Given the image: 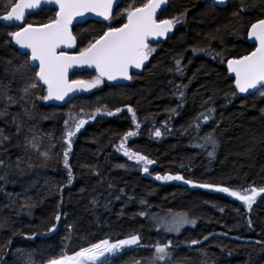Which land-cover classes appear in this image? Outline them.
I'll return each instance as SVG.
<instances>
[{
  "label": "trees",
  "instance_id": "obj_1",
  "mask_svg": "<svg viewBox=\"0 0 264 264\" xmlns=\"http://www.w3.org/2000/svg\"><path fill=\"white\" fill-rule=\"evenodd\" d=\"M7 2L0 0V15ZM144 2L135 0V5ZM132 3L123 0L109 23L75 27V53L108 27L122 26L126 16L119 13ZM55 14L44 8L24 24L38 27ZM174 17L180 22L173 35L151 47L155 51L146 69L130 84L98 85L64 107L39 98L47 95L39 81L24 95L37 70L13 76L15 66L28 57L8 35L19 28L0 22V112H6L0 116V133L9 137L0 136V159L6 164L0 166V264H25L27 255L32 264H46L101 240L132 235L140 236L139 246L111 264H153L157 244H170L171 256L155 264H264V192L248 209L217 191L264 188V96L240 97L226 70L229 59L254 51L248 31L264 19V0H229L224 9L202 0H169L160 20ZM177 59L182 75L176 71ZM96 77L82 72L71 79L91 82ZM97 108L101 114L91 119ZM209 108L215 110L211 118L197 121L201 113L209 115ZM79 119L87 123L72 137L69 183L65 120L74 128ZM156 129L161 136L154 135ZM129 131L136 135L124 140ZM209 134L215 145L204 139ZM33 138L37 148L28 143ZM122 142L154 161L147 173L142 163L123 154ZM157 175H180L192 183L157 180ZM178 214L194 219L195 226L165 231L162 221ZM192 240L201 243L192 245Z\"/></svg>",
  "mask_w": 264,
  "mask_h": 264
},
{
  "label": "snow or ice",
  "instance_id": "obj_2",
  "mask_svg": "<svg viewBox=\"0 0 264 264\" xmlns=\"http://www.w3.org/2000/svg\"><path fill=\"white\" fill-rule=\"evenodd\" d=\"M166 0H145L140 6L133 3L124 8L119 15L126 16V22L120 27H108L102 35L90 41L86 47L80 49L77 55H68L61 49V46L72 48L76 44V36L71 31L73 20L78 16H83L85 13L92 12L97 16L103 17L105 20L113 18V5L119 7L118 0H8L4 6V14L0 15V21L5 22H23L25 20V13L27 9L39 8L42 4H55L58 5V11L55 18L47 24L34 27L31 23L22 24L18 31L8 33L14 40L15 44L21 49L28 50L23 53L28 59L15 66L13 76L20 74L22 77L27 72L32 71L33 68H38L34 72V76L29 79L27 86L23 88L25 96L31 94V89H36L42 81L43 85L47 86V95L39 97L43 100H63L70 92L76 88H94L102 82L106 77L108 80H116L118 77L124 79H132L129 75V69L135 67L141 68L145 61L148 60L154 48L149 47L147 41L150 37H164L170 32L175 23L180 22L179 17L172 19H157V10L161 5L165 4ZM219 3H224V0H218ZM248 37L255 41V50L247 55L239 58L229 59L227 61V68L230 73L235 77V88L239 93L259 92L260 96H264V19L258 20L256 23L251 24L248 31ZM214 38V37H213ZM196 51H205V49H193ZM11 63V61H9ZM176 71L183 74V69L180 67L181 60H176ZM74 65H88L95 67L98 73L97 77L91 82L81 80H68V70ZM187 85H178L177 88H186ZM10 102H14L11 96L7 95V90L2 93ZM235 95V93H233ZM184 97V92H180L181 100ZM23 99V97H22ZM211 99V98H210ZM129 112L133 110L129 107ZM27 112V110H25ZM117 112L121 109H116ZM173 112L176 110L173 109ZM215 110L208 109L209 115L201 113L197 117V121L201 118L207 122L211 118V113ZM6 112H0V116L5 115ZM97 114H101V109L97 108L96 112L91 115V119H95ZM111 116L114 113L111 111L106 112ZM133 120L135 122V113L133 112ZM87 123L85 119H79L74 124V128L69 126V122L65 120L66 133L65 142L67 149L64 151V166L68 169V181H72V171L68 163V155L72 147V137ZM137 127L139 125L137 124ZM199 128V123L194 125ZM19 133V125L17 126ZM136 133L129 131L125 134L124 140L128 137L135 136ZM156 137L162 135L159 129L154 132ZM2 136V133H0ZM2 139L7 140L9 137L2 136ZM206 142L215 145L214 137L209 134L204 137ZM28 143L37 148L35 138ZM202 146V145H201ZM120 148L124 150L123 154L130 160L136 161L137 164H143V171L148 172V166L153 164L154 161L148 159L147 156L141 155L138 152H132L125 148L122 142ZM45 158L48 153L45 152ZM211 155V153H209ZM19 158L17 159L16 166L19 167ZM0 166H6L5 161L0 159ZM157 180H184L180 175L171 176H156ZM185 183H192L190 180H184ZM200 187H213L212 185L202 184ZM217 191L227 193L232 197L243 202V204L251 209L255 203L256 197L264 192V188L257 190L256 188L243 189V191L230 190L227 187H218ZM250 192V194H249ZM118 198V197H117ZM28 206V205H26ZM143 215V213H141ZM56 220H60V216H56ZM250 223V222H249ZM195 226L196 221L189 219L186 214H178L171 217V219L162 221V226L167 232H179L184 225ZM53 228L50 229L54 230ZM140 236L132 235L127 239L117 240L110 242L108 239L99 241L98 243L91 244L88 248H82L72 256L62 255L57 258H52L46 264H111L110 257L106 254L116 255L123 250L124 246H131L140 244ZM205 240L208 237L204 238ZM201 243L198 240H192L191 244L196 245ZM170 244L155 245V255L153 257V264L155 262L166 261L170 258L169 252ZM104 258L101 260V258ZM27 264H32L31 259Z\"/></svg>",
  "mask_w": 264,
  "mask_h": 264
},
{
  "label": "water",
  "instance_id": "obj_3",
  "mask_svg": "<svg viewBox=\"0 0 264 264\" xmlns=\"http://www.w3.org/2000/svg\"><path fill=\"white\" fill-rule=\"evenodd\" d=\"M122 0H118V3L120 4ZM203 2H212L216 7L218 8H221V9H224L227 7L228 5V1L229 0H224V3H219L218 0H202ZM169 3V0H166L165 4L161 5V8L157 10V19L159 20V17L162 13V11L167 7ZM44 8H47V9H53L55 10L56 12L59 10L58 9V5H55V4H42L39 8H36V9H27L26 10V13H25V19L33 14H36L38 12H40L42 9ZM117 9V6L116 4L113 5V15L115 13ZM110 20H105L103 17L101 16H97L95 13H92V12H88V13H85L83 16H78L76 17L73 22H72V25H71V31L73 29V27H77V26H80V25H83V24H86L88 22H100V23H106ZM4 26L6 27H19L23 24V22H5V21H0ZM173 32H174V29L172 28V30L170 32H168L166 34V36L164 37H150L147 41L148 45L149 44H152V45H157L161 42H165L167 39L171 38V36L173 35ZM73 33V31H72ZM249 42L253 45V46H256L255 45V41L251 38H249ZM15 43V42H14ZM16 45V44H15ZM16 47L22 52V53H25L27 52L28 50L26 49H21L18 45H16ZM77 48V42L75 44L74 47L72 48H67V47H63L61 46V49H58V51L60 50H63L65 51L68 55H75L74 52ZM147 63H148V60L145 61L144 65L137 69L135 67H131L129 69V75L132 77V75H141V73L145 70L146 66H147ZM35 68V67H34ZM35 69H38V68H35ZM226 70H227V73L229 75V77L234 81V86H235V77H234V74L233 73H230L228 71V68H227V63H226ZM84 71H88V72H93L95 74L98 75V73L96 72L95 70V67H89L88 65H74L73 67H71L69 70H68V80L71 82L70 78H71V75L74 74V73H81V72H84ZM102 80H104L106 83L108 84H112V85H125L127 83H129V79H124L122 77H118L116 80H108L106 77H104ZM41 84L43 85V82L40 81ZM46 89H47V86L46 85H43ZM236 89V88H235ZM237 90V89H236ZM89 91V88H76L74 89L72 92H70L67 96H65V98L63 100H56V99H50L49 102L51 105L55 106V107H63V106H66L67 104H69L71 101H73L76 97H78L80 94H86L88 93ZM238 94L242 97V98H248V97H251L253 96L254 94H256L257 92H252L250 90V93H239V91L237 90Z\"/></svg>",
  "mask_w": 264,
  "mask_h": 264
},
{
  "label": "rangeland",
  "instance_id": "obj_4",
  "mask_svg": "<svg viewBox=\"0 0 264 264\" xmlns=\"http://www.w3.org/2000/svg\"><path fill=\"white\" fill-rule=\"evenodd\" d=\"M98 86V85H97ZM133 245H131V246H124V248H123V250L122 251H120L118 254H116V255H111V254H106L107 256H109L110 257V260H111V262L115 259V258H117L118 256H120L123 252H125L126 250H129L131 247H132ZM29 255H27V256H25V259L23 260L24 262H25V264H27V262L29 261V259L27 258ZM102 259H104L103 257L101 258V260Z\"/></svg>",
  "mask_w": 264,
  "mask_h": 264
}]
</instances>
